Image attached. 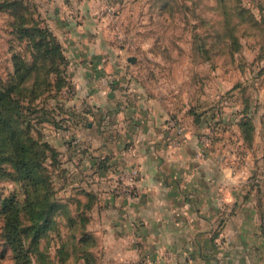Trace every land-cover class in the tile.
Instances as JSON below:
<instances>
[{"label": "crops", "instance_id": "crops-1", "mask_svg": "<svg viewBox=\"0 0 264 264\" xmlns=\"http://www.w3.org/2000/svg\"><path fill=\"white\" fill-rule=\"evenodd\" d=\"M55 22L72 88L54 110L80 140L62 145V185L74 196L64 201L86 211L88 229L139 264H264V124L256 112L221 114L225 133L214 138L213 112L185 111L177 96L144 89L134 60L104 29ZM130 166L139 177L128 195L115 183Z\"/></svg>", "mask_w": 264, "mask_h": 264}, {"label": "rangeland", "instance_id": "rangeland-1", "mask_svg": "<svg viewBox=\"0 0 264 264\" xmlns=\"http://www.w3.org/2000/svg\"><path fill=\"white\" fill-rule=\"evenodd\" d=\"M30 18L54 34L55 21L60 19L104 29V39L134 60L139 77L148 82L149 86L142 84L144 89L177 96L182 110L213 112L209 134L214 138L225 133L219 123L221 114L255 111V118L264 124V0H0V82L14 84L15 96L24 95V101L29 100L30 79L24 84L15 79L13 62L20 54L30 59L18 32L22 20ZM44 103L49 113L31 134L39 144L50 141L58 153V162L52 164L50 151L34 147L41 160L47 156L45 164L54 184L52 199L58 200L47 220L30 219L28 185L14 177L11 145L0 133V198L13 196L19 201L31 263L139 264L119 256L107 238L83 225L79 218L86 213L80 212V206L68 204L70 211L64 210V200L74 196L62 185V145L66 140L77 145L80 140L72 129L64 128L63 118L57 115L62 111H53L55 100L47 98ZM28 128L23 121L17 129L25 132ZM260 136L264 138V130ZM76 167L75 163L73 172ZM0 264H13L1 216Z\"/></svg>", "mask_w": 264, "mask_h": 264}, {"label": "trees", "instance_id": "trees-1", "mask_svg": "<svg viewBox=\"0 0 264 264\" xmlns=\"http://www.w3.org/2000/svg\"><path fill=\"white\" fill-rule=\"evenodd\" d=\"M28 23L30 25H26ZM18 32L26 42L30 59L26 60L22 54L20 57H15L13 62L14 74L17 75L15 79L18 78L19 82L24 84L29 77L31 89L29 100L24 101L22 99L24 95L15 96L14 84L2 85L0 82V133L5 134L11 145L10 157L15 159L14 177L28 185L27 210L30 219L36 222L43 218L47 220L58 207V200L52 199L54 184L45 164L47 156L45 155L41 160L34 147H43L50 151L52 164L58 162V153L49 141L39 144V139L33 138L31 133L33 127L37 128V124L46 120L45 116L49 113L45 108V100L52 98L57 102L62 91L68 89L70 92L72 86L67 73L68 60L63 53L62 44L49 27L41 25L35 18H30L28 22L22 20ZM23 121L29 126L25 132L17 129ZM240 124L245 138L251 139L253 132L251 122L242 119ZM65 204L64 210L70 211L68 203ZM76 205L80 206L78 202ZM21 210L19 201L15 197L0 198L3 238L12 252L13 264H32L28 249L25 247L26 230L22 224ZM80 212L86 213L85 210ZM79 221H83V225L84 223L86 225L87 214L83 217L81 215Z\"/></svg>", "mask_w": 264, "mask_h": 264}, {"label": "built area", "instance_id": "built-area-1", "mask_svg": "<svg viewBox=\"0 0 264 264\" xmlns=\"http://www.w3.org/2000/svg\"><path fill=\"white\" fill-rule=\"evenodd\" d=\"M168 127L173 128L178 134L183 133V127L177 124L175 120H170ZM138 177L139 169L136 166L123 167L118 172L115 187L118 188L119 191L131 195L135 190Z\"/></svg>", "mask_w": 264, "mask_h": 264}]
</instances>
